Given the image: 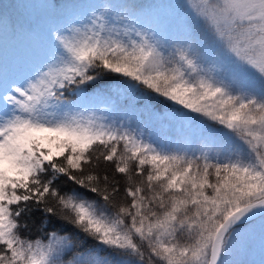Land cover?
<instances>
[{
  "label": "snow or ice",
  "instance_id": "6c2138e0",
  "mask_svg": "<svg viewBox=\"0 0 264 264\" xmlns=\"http://www.w3.org/2000/svg\"><path fill=\"white\" fill-rule=\"evenodd\" d=\"M47 12L0 13L54 45L26 73L0 70V264H256L257 247L264 264V0ZM89 93L109 112L168 104L190 135L97 116Z\"/></svg>",
  "mask_w": 264,
  "mask_h": 264
},
{
  "label": "rangeland",
  "instance_id": "374dc122",
  "mask_svg": "<svg viewBox=\"0 0 264 264\" xmlns=\"http://www.w3.org/2000/svg\"><path fill=\"white\" fill-rule=\"evenodd\" d=\"M111 0H67V14L81 18L87 16L88 9L99 6ZM145 4H163L165 0H143ZM0 13L7 14L23 21H44L48 18L47 0H0ZM64 14L58 16L63 19ZM50 34L42 31L40 39L33 41L22 36L11 28H0V70L9 75H21L39 66L53 50ZM91 105L89 111H95L97 116H110L112 119L130 125L133 129L143 131L146 136L159 138L162 141H182L190 133L183 129L173 118V112L168 104L160 103L154 109L146 110L143 104L130 108L121 104L118 110L109 112L111 105H106L96 95L89 93L83 101ZM256 264L261 260L259 248L251 257Z\"/></svg>",
  "mask_w": 264,
  "mask_h": 264
},
{
  "label": "trees",
  "instance_id": "16d2710c",
  "mask_svg": "<svg viewBox=\"0 0 264 264\" xmlns=\"http://www.w3.org/2000/svg\"><path fill=\"white\" fill-rule=\"evenodd\" d=\"M166 1V0H165ZM33 236H38L39 235V233L38 232H36L35 230H33Z\"/></svg>",
  "mask_w": 264,
  "mask_h": 264
}]
</instances>
